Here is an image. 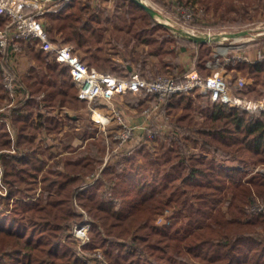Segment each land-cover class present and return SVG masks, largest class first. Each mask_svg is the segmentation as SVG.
I'll use <instances>...</instances> for the list:
<instances>
[{
    "label": "trees",
    "instance_id": "trees-1",
    "mask_svg": "<svg viewBox=\"0 0 264 264\" xmlns=\"http://www.w3.org/2000/svg\"><path fill=\"white\" fill-rule=\"evenodd\" d=\"M125 1L128 11L139 9L149 16L134 0ZM217 1L177 0L178 4ZM93 8L92 0H60L45 14L52 39L83 48L87 55L82 59L97 65L96 59L103 58L99 47L108 19ZM150 18L154 28L168 29ZM4 21L0 15V27ZM151 32L143 33L141 41L153 44L156 39ZM184 41L176 43L178 49L165 51L177 59L182 49L201 51L210 46L208 42ZM162 42L151 49L154 54L160 53ZM29 44L37 65H32L27 85L33 93L48 89L44 97H21L16 111L8 107L0 112V118H8L15 132L13 135L7 121L0 119V176L8 189L7 206L11 197L19 196L13 199L9 213L0 211V264H88L67 239L73 224L84 216L76 204L91 220L86 247L100 248L109 264H184L189 259L200 264H264V175L225 165L227 160L264 164V107L249 111L220 101L210 103L201 109L199 127L161 143L155 157L140 146L132 150L131 157L124 154L127 170L121 167L123 163L103 167L100 188L97 182L89 185L82 173V166L99 157L91 159L81 153L75 159L55 160L44 170L46 161L31 149L34 136L28 133L59 126L56 117L41 112V105L56 95L69 102L76 97L71 93L69 67L55 61L37 39ZM202 55L197 63L200 71L205 68ZM3 65L0 55V72ZM178 66L179 60L174 67ZM236 68L254 79L248 88L264 83V60L239 62ZM165 107L190 110L192 102L180 93L169 96ZM90 142L100 145L96 139ZM189 144L202 147L219 161L187 156L183 150ZM13 147L19 150L11 151ZM25 181L27 185L21 189ZM35 182L40 184L39 193L33 191ZM256 200L262 207L258 210L252 208L259 203ZM168 206L173 207L176 218L167 225L155 224L156 215Z\"/></svg>",
    "mask_w": 264,
    "mask_h": 264
},
{
    "label": "rangeland",
    "instance_id": "rangeland-1",
    "mask_svg": "<svg viewBox=\"0 0 264 264\" xmlns=\"http://www.w3.org/2000/svg\"><path fill=\"white\" fill-rule=\"evenodd\" d=\"M81 1L85 2L87 0ZM146 1L163 15L165 21L177 27L221 34L248 30V34L243 35L246 36L244 38H227L210 43L209 47L201 51L195 47L182 49L177 52L178 56L175 59L172 57V52L165 51V48L178 49L176 43H179V45L186 43L183 37H180L169 28H154L151 23L152 19L141 10L131 9V11H128V3L125 0H92L93 10L97 9L103 17L108 19L106 20L108 25L104 24L103 37L99 47V55H102L103 58L96 59L97 65L96 63H88L89 58L82 59L87 55L83 48H77L72 43L66 42L73 46L74 53L82 62L96 71L111 74L118 78L138 75L147 82L163 78L173 84H185L192 80L196 86L172 94L165 93L161 98L157 92L140 90L116 95L110 100L99 99L89 102L78 98V90L70 80L74 88L71 93L75 94L76 100L69 102L68 99H63L62 101L61 96L56 95L50 103L41 105V112L46 113L48 111L51 116L56 117L59 126L53 127L49 131L38 129V131L34 130V132L28 133L30 136H34L31 149L37 150L38 156L46 161L44 170L55 160L71 157L75 159L81 153H85L91 159L99 157V161L82 166V173H86L85 180L89 182V185L97 182L101 188V183L104 184L101 173L103 167L115 163H123L121 167H126V158L129 155L131 157L132 150L140 146H143L152 157H155L161 143L165 142L167 144V142L170 143V139L175 140L180 136L184 137L189 129L200 126L202 121L201 109L207 107L210 103L217 102L212 100L209 91L201 87V82L214 74L224 78L230 93L237 99L236 102L240 103L230 106L246 109L243 104L244 106H250L251 103L264 104V83L256 84L255 88L252 89L248 88V85L254 83V79L248 74H242L236 68L239 62L253 63L264 60V0H218L214 4H201V2L178 4L177 0ZM59 2L60 0H51L47 6L54 10ZM126 11L129 13H125ZM40 18L45 24H48L45 13L41 14ZM4 20L5 26L8 19L4 18ZM155 20L158 21V19ZM1 28L3 27L1 26ZM151 30L150 35L153 39H156L155 42L153 44L142 42L141 38L145 35L143 33H148ZM179 40H181V43ZM161 41H163L161 51L156 55L151 49L160 45ZM34 51L33 46L29 43L23 44L22 51L15 55L13 62L9 64L12 70L16 72L18 80L24 84L22 86H24V90L27 91L29 97H34L36 94L44 97L48 88L46 90L37 89L33 93L27 85L28 73L33 64L37 65L33 55ZM202 53L205 54L202 55ZM200 54L203 56L201 60H205V68L202 71H200L197 64ZM0 55L2 61L6 63L7 59L1 53ZM178 60L179 66L174 67ZM26 63L29 65L28 69ZM41 85L43 87L44 83H41ZM4 91L5 89L0 91V108H3L0 112L8 107L14 111L18 110L20 96L12 98ZM143 92L147 94L144 97ZM180 93H184L186 99H191V109L182 110L179 108L169 111L165 107L167 98L173 95L178 96ZM13 99H17L14 102L15 107L9 105ZM34 108L36 107L34 106ZM256 109L258 108L246 110ZM180 115L187 116L184 120L178 121L177 117ZM139 116H144L150 120L149 128L154 131V136L149 137L143 131L134 135L131 139L122 140L119 136L124 130L122 124L137 125L139 123L134 119ZM119 118H121V122ZM0 119L7 121L9 129L15 135L8 118L1 117ZM94 139L99 141V146L92 145L90 141ZM16 150L19 149L16 147L11 149V151ZM183 151L186 152L187 156L213 157L219 161L217 157H214L209 151L200 146L189 144ZM125 153L128 154L126 158ZM138 161L142 163L141 158H138ZM225 165L239 167L248 173L264 175V164L249 163L242 165L237 160H227ZM125 169L127 170V168L123 170ZM20 185L17 186L24 189L23 187L27 183L25 181ZM7 191V186L2 176H0V211L5 213L10 212L13 199L19 198V196L11 197L7 206ZM33 191H36V193L41 191L39 182H35ZM256 202L259 201L256 200ZM76 206L84 213V216L83 219L77 220L73 224L70 230L71 233L67 237L68 241L76 247L80 256L88 264H109L106 255L100 248L88 249L86 247L90 243L91 220L84 208L78 204ZM252 208L258 210L262 207L259 202L253 204ZM173 214L174 209L172 206L165 207L156 215L153 221L157 225H167L176 218ZM83 221L90 223L89 241L80 246V241L74 236L73 229ZM97 251L103 256L100 261L94 255H90ZM184 264L200 263H195L189 259Z\"/></svg>",
    "mask_w": 264,
    "mask_h": 264
},
{
    "label": "built area",
    "instance_id": "built-area-1",
    "mask_svg": "<svg viewBox=\"0 0 264 264\" xmlns=\"http://www.w3.org/2000/svg\"><path fill=\"white\" fill-rule=\"evenodd\" d=\"M49 1L51 0H0V15L8 19L7 24L0 29V53L7 59V62L1 68L0 76L2 85L10 97L29 98L27 91L22 89L16 72L12 70L9 63H12L14 56L22 51V45L33 39H37L42 48L48 51L55 61L69 67L71 80L78 90L77 96L82 100L89 102L99 99L110 100L116 95L140 90L157 92L161 98L165 93L172 94L196 86L192 80L185 84H173L163 78L147 82L138 75L118 78L90 68L74 53L71 44L58 42L50 37L45 24L40 18L41 14L51 10L47 6ZM201 87L211 93L213 101H220L229 105L240 104L236 102L237 99L230 93L224 78L217 74L205 78L201 82ZM16 100L13 99L9 105L15 107L14 102ZM243 107L255 109L264 107V104L251 103L250 106H244L243 104ZM2 109L0 108V111ZM119 121L121 122V118H119ZM122 127L124 130L119 134L122 140L131 139L134 135L143 131L149 137L154 136V131L149 128V124L131 125L123 123ZM89 224L87 221H83L73 229V234L80 241V246L89 241ZM90 255H94L99 261L100 258H103L99 251Z\"/></svg>",
    "mask_w": 264,
    "mask_h": 264
},
{
    "label": "water",
    "instance_id": "water-1",
    "mask_svg": "<svg viewBox=\"0 0 264 264\" xmlns=\"http://www.w3.org/2000/svg\"><path fill=\"white\" fill-rule=\"evenodd\" d=\"M58 1V0H54ZM138 5L143 7L150 17L158 19V22L177 33L180 37L186 40L193 41L194 43H214L225 40L227 38H236L239 36L247 35L248 30H240L228 33H207L200 31L188 30L182 27H177L164 20L163 15L151 6L146 0H134Z\"/></svg>",
    "mask_w": 264,
    "mask_h": 264
},
{
    "label": "crops",
    "instance_id": "crops-1",
    "mask_svg": "<svg viewBox=\"0 0 264 264\" xmlns=\"http://www.w3.org/2000/svg\"><path fill=\"white\" fill-rule=\"evenodd\" d=\"M43 23H44V21H43ZM45 24V23H44ZM48 25V24H47ZM47 25L45 24V26L47 27ZM58 41H61L62 42V40H60V39H58ZM26 68L28 69V66L29 65H27V63H26ZM137 123H139V124H142V125H148L149 123H150V120L149 119H147L146 117H144V116H139V117H136L135 119H134Z\"/></svg>",
    "mask_w": 264,
    "mask_h": 264
},
{
    "label": "bare ground",
    "instance_id": "bare-ground-1",
    "mask_svg": "<svg viewBox=\"0 0 264 264\" xmlns=\"http://www.w3.org/2000/svg\"><path fill=\"white\" fill-rule=\"evenodd\" d=\"M244 37H246V36H239V37H237V38H244ZM235 39V38H234ZM247 39H249L250 40V38L249 37H247ZM234 41H236V40H234ZM221 46V45H220Z\"/></svg>",
    "mask_w": 264,
    "mask_h": 264
}]
</instances>
